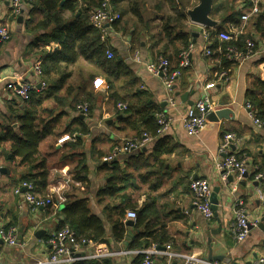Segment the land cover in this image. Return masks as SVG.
<instances>
[{"label":"crops","instance_id":"crops-1","mask_svg":"<svg viewBox=\"0 0 264 264\" xmlns=\"http://www.w3.org/2000/svg\"><path fill=\"white\" fill-rule=\"evenodd\" d=\"M69 1L78 2L75 12L64 10L62 17L73 22L80 16L78 11L82 12V7L79 0H61L60 5ZM137 1L140 19L129 12L131 0H124L120 3L124 12L120 21L122 30L106 38L121 62L120 67L104 71L94 62L77 57L68 66L70 77L64 87L58 94L49 96L48 90L38 89L41 79L33 68L40 65L39 52L52 47L42 49L41 43L35 47L38 33H30L26 28L35 3L24 0L18 15L12 13L8 2L0 6V25L10 32L9 40L0 43V135L6 134L7 127L14 131L18 128L13 111L20 110L26 99L8 88L12 77L18 75L37 87L35 97L41 98V103L36 110L43 127L51 132L38 148L48 172L47 185L42 190L36 188L34 194L53 202L52 206L35 212L24 205L21 207V199L14 190L28 171L20 165L19 159L11 161L9 143L0 141V229L13 226L19 244L14 248L0 244L2 264L29 263L45 256L46 240L63 220L64 205L77 201H84L90 215L99 219L105 231L104 244L111 250L170 244L177 252L192 253L208 260L221 257L222 260H210L221 264H255L258 258H264V231L258 227L264 226V181L254 180L255 173L264 170V128L252 122L246 101L247 92L257 91V82H264V0L259 1L258 17L246 23L240 20V15L248 0H212L210 18L214 25L211 27L195 24L188 17L199 0ZM176 9L184 12V30L191 33L192 47L188 48L190 66L173 85L176 104L169 109L161 80L147 72L145 63L153 61L151 46L164 40L162 22ZM207 29L214 37L208 32L206 38L202 37ZM220 32L236 39L240 37L243 52L246 40L254 44L252 55L232 60L236 65L224 78L219 77L224 72H219L220 67L216 65L219 61L213 58L218 56V51L209 48L218 40ZM192 33L198 34L194 43ZM127 41L132 49L139 51L142 64L127 62ZM205 50L209 55L206 56ZM171 61L174 65L175 58ZM207 84L214 87L205 90ZM138 92L142 96H137ZM186 92L189 93L182 102L181 96ZM114 93L129 106L137 108L147 100L156 115L166 111L170 126L140 151L106 162L104 158L113 147L139 137L127 122L131 116L137 117L117 108ZM205 95L211 105L207 124L197 135L190 136L183 129V116ZM85 98L90 103V112L82 116L75 105ZM82 128L86 132L82 133ZM225 134H232L238 140L232 144L229 154L243 160L248 168L241 180L229 176L223 181L215 169V161L222 158L218 148ZM65 136L69 139L59 142ZM194 179L209 183L211 194L217 200L218 220L213 216L206 221L193 205L189 184ZM59 198L64 202H59ZM238 201L243 204L248 218L259 220V225L252 228L241 243H236L231 234L232 209ZM129 211L136 213V220L126 217ZM140 259L113 257L93 263L136 264ZM154 264L178 263L155 257Z\"/></svg>","mask_w":264,"mask_h":264},{"label":"trees","instance_id":"trees-1","mask_svg":"<svg viewBox=\"0 0 264 264\" xmlns=\"http://www.w3.org/2000/svg\"><path fill=\"white\" fill-rule=\"evenodd\" d=\"M32 1L35 3L33 6L34 10L30 12L31 18L26 22V28L30 33H38L34 40L35 47L40 46H38V43H41L40 48L42 47V49L46 46L52 47L49 51L41 50L39 52L42 71L40 79L45 83V89L49 91L48 96L55 93L58 94L64 87L67 79L70 77V74L67 72L68 66L75 62L77 57H83L87 61L94 62L104 71H114L120 67L121 62L116 56L114 48L109 46L107 42H101L99 33L88 22L89 12L96 9L102 0H79L81 2L82 12L78 11L80 16L73 22L65 21L62 17V12L64 10L70 13L75 12V7L78 2L69 1L64 6H61V0ZM123 1L109 0L113 10L119 13L121 18L124 12L121 10L120 3ZM128 9L131 14L140 19L137 0H131ZM37 16H40L38 20L35 19ZM262 19H264V16H262ZM120 21L121 19L112 25V30L115 33L122 30ZM185 21L186 17L184 12L178 9L174 10L171 15L164 18L161 26V33L166 43H163L164 40H158L151 46L153 61L159 57L166 59L169 62L170 70H176L178 68L179 54L182 51L188 50L192 44L191 33L185 32L184 30ZM259 21H257V25ZM258 29L259 27H257ZM205 32H208L211 37H214V34L209 29ZM230 36L233 38L231 41L218 39L209 46L211 50L218 51V56L213 58L214 60L218 59L217 61L219 62L216 65L220 67L219 72L223 71L225 73V77L231 74L236 65L235 62L227 59L226 49L232 47L243 52L240 37L236 39L234 38L235 36ZM170 46L172 49L169 48ZM158 47H160V50H157ZM155 48L157 53L154 52ZM107 51L112 52V59L106 58ZM173 58H175L174 65L171 64ZM256 89L257 91L247 92L246 101L250 107V111L256 117L263 119L264 82H257ZM35 92V90L29 92L27 99L23 101L22 108L15 112L13 111L14 119L18 123L17 131H14L11 127H7L6 134L0 135V141L9 143L11 161L19 159L20 165L27 168L28 173L21 179V183H31L34 187L33 194L36 188L42 190L47 185L48 172L44 160L41 159L38 148L40 142L51 134L46 126L43 127V121L40 119V115L36 110V106L41 103V98L35 97ZM112 95L115 96L114 103L116 106L120 103H125L120 98H117L115 93ZM136 95L140 97L142 93L138 92ZM86 99L78 102L75 105V110H77L78 105L87 104L90 112V103ZM32 100L35 101V105H32ZM55 100L60 102L59 98ZM125 105L126 110L124 112L134 113L135 117H137L132 118L131 116L127 121L131 129H135L139 136L143 133L150 137L156 136L158 129L155 116L156 112L151 106L147 105V100H144L137 108L129 106L128 104ZM81 131L82 133L86 132L84 128ZM61 213L63 220L59 222L57 230L68 227L79 239L99 244L105 243L103 226L99 219L90 215L89 209L84 201L66 202ZM8 227L10 226L6 228ZM147 245H138L133 249L147 248ZM93 262L85 261L77 262V264H95Z\"/></svg>","mask_w":264,"mask_h":264},{"label":"built area","instance_id":"built-area-1","mask_svg":"<svg viewBox=\"0 0 264 264\" xmlns=\"http://www.w3.org/2000/svg\"><path fill=\"white\" fill-rule=\"evenodd\" d=\"M260 0H248V5L241 10L240 20L243 23L248 22L249 19L256 17L260 14ZM8 2L11 5L12 13L18 15L21 10V4L24 0H0V6ZM121 19L119 13L115 12L109 2V0H102L100 5L89 12L88 22L89 25L96 30L100 35L101 42L105 43L109 34L115 33L112 30V25ZM239 33V32H238ZM203 38L207 37V33L204 31ZM218 39L222 41H231L233 38L225 32L217 34ZM10 38V32L6 26L0 25V43L7 42ZM235 38V37H234ZM129 45V54L127 62H133L136 64H142V57L137 49H132ZM192 46H190L191 48ZM254 44L251 40H246L245 51L241 52L239 49L229 47L226 49V56L229 60H240L253 54ZM206 56L209 55V51L205 50ZM190 51H182L179 58V65L176 70H170L169 62L164 58H157L154 61L145 63L147 72L161 80L165 93V102L169 109L174 108L176 102L172 96L173 85L177 82L178 78L182 74V70L190 66L189 59ZM113 54L110 51L106 52V58L112 59ZM34 74L40 78L42 76L41 67L36 64L33 68ZM220 78H224L225 74H220ZM11 79L12 83L8 84V88L13 91L15 95L21 99H27L29 92L36 90L37 87L29 85L23 81V78L18 75H14ZM38 86V85H37ZM214 84H207L205 90L211 89ZM46 85L40 81L38 89L44 90ZM119 110L125 111V104H118ZM77 112L82 116L88 115V105L80 104L77 106ZM248 115L252 122L257 127L264 128V118L260 119L250 111V107L247 104ZM211 112L210 101L205 95L204 98L195 102L189 107L182 119V126L185 132L194 136L199 133L207 124L208 115ZM169 116L165 112H161L156 115V124L158 129L156 135L163 134L170 126ZM69 139L65 136L59 140L63 142ZM153 140V137L143 133L139 137H133L126 140L123 144L113 147L109 156L104 158L106 162H111L122 154H129L135 151H140L146 144ZM238 143L237 138L232 134H225L222 142L218 148V154L222 155V158L215 161V169L219 174L221 180H225L229 176H235L238 180L248 172V168L243 160L237 159L234 155L229 154V149L232 144ZM255 181H264V170L256 172L254 175ZM190 192L193 196V205L200 212L206 221H210L213 218L211 211L210 194L211 188L209 183L204 179L191 180L189 184ZM34 187L31 183L22 182L14 190V193L21 199L22 205L29 207L32 211H38L43 208H48L53 205L51 199L38 198L33 194ZM59 202H64L62 198H59ZM234 221L231 225V234L236 243L243 242L250 234V228H255L259 225L258 219H250L243 210V204L238 201L232 209ZM129 220H136V213L129 211L126 214ZM48 250L45 256L41 259L29 263H16V264H74L82 261H97L101 262L104 259L113 257H141L136 264H154L155 257L164 258L168 263L177 262L178 264H221L215 261H210L205 258L196 256L195 254L188 252H177L170 244H164L163 246L152 245L147 248L141 249H120L111 250L104 243H93L84 239H79L77 235L68 227H63L53 232L48 240H46ZM0 242L7 245L10 248L17 247V231L13 226L0 229ZM0 264H2L0 262ZM255 264H264V258H258Z\"/></svg>","mask_w":264,"mask_h":264},{"label":"water","instance_id":"water-1","mask_svg":"<svg viewBox=\"0 0 264 264\" xmlns=\"http://www.w3.org/2000/svg\"><path fill=\"white\" fill-rule=\"evenodd\" d=\"M212 12V0H199L198 5H196L192 10L188 12V17L191 22L198 24L202 27H211L213 26V22L211 21L210 14ZM19 21H21V18H18ZM198 34L192 33L193 37V43L195 42V39L197 38ZM189 91H192L191 88ZM189 92H186L184 95L181 96L182 102H185V99L187 98ZM191 104V103H190ZM209 117V116H208ZM210 203H211V211L213 213V216L218 220L217 218V200L214 194L210 195ZM127 225H132V222H127ZM261 230L264 231V226L259 225L258 226ZM221 228H219L217 231H220ZM252 229V228H250ZM1 244V242H0ZM209 259L213 260H222L221 257H209Z\"/></svg>","mask_w":264,"mask_h":264}]
</instances>
